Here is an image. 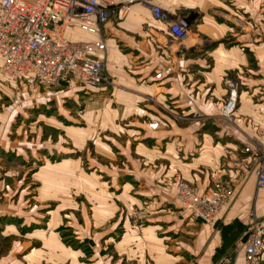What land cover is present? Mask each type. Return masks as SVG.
Here are the masks:
<instances>
[{"label":"crops","instance_id":"obj_1","mask_svg":"<svg viewBox=\"0 0 264 264\" xmlns=\"http://www.w3.org/2000/svg\"><path fill=\"white\" fill-rule=\"evenodd\" d=\"M152 2L169 17L185 11L200 12L197 30L201 37L196 33L192 44L184 45L185 50L179 52L167 25L156 20L151 10L140 3H135L123 20L110 17L102 26L100 35L106 44L105 70L118 86L107 101L102 100L101 92L96 94L95 87L88 86L91 90L85 91L88 94L86 105H90L91 110L84 116V128L74 127L72 130V149L83 145L84 139L91 138L95 150L108 157L118 156L114 164L118 163V168L113 164L101 165L87 156L94 171L81 173L80 177L84 179V185H91L92 199L87 198L85 205H80L77 195L72 196V210L81 209L85 213L88 208L92 213L85 214L84 218L85 225L90 226L109 218L120 204L145 207L152 213L147 224L150 228L143 230L152 253L151 264H175L183 255L191 256L196 264H209L212 254L222 248L221 227L217 224L231 225L239 220L246 229L243 218L247 214L264 218V188L257 184L256 163L244 150L247 144L257 146L262 141L263 45L253 48L254 52L249 56L236 44L219 42L231 33V27L220 21L216 12L220 8L228 12L237 9L250 16L255 14L257 18V12L264 11V0ZM260 18L264 22V13ZM65 35L72 41H91L99 37L80 28L77 22L66 28ZM203 38L216 43L205 48ZM259 48L263 53L259 50L256 53ZM248 64L255 66L253 72L246 68ZM243 68L249 73L238 88L234 123L230 124L216 116L228 94L222 78L227 72L237 74ZM158 73L161 74L159 78L156 77ZM20 85L29 87L27 90L37 86L45 88L29 81H22ZM14 88L13 83L0 80V147L6 152L17 147L15 154H18L23 151L19 148L20 143L14 146V140L6 136L13 109H17L9 103L13 101ZM152 121L157 122L155 128L149 126ZM96 168L111 178L110 190L98 184L101 176L96 173ZM79 170L82 168L78 161L73 160L72 174L77 175ZM178 178L196 187L203 195H208L220 178L233 180L237 190L216 223H205L189 211L180 212L183 214L178 219H172L171 207H181L175 198ZM162 207L167 212L161 211ZM120 222L124 230L118 246L126 240L125 236H130L126 231L127 222L123 219ZM11 226L13 224L4 227V231ZM75 228L80 231L82 225ZM244 231L230 244L223 261L243 264V256L233 248ZM183 235L192 238L184 240ZM132 236L136 238L134 232ZM123 245L124 252L126 248L136 249L134 245ZM122 256L125 262H133L128 260L126 253ZM262 260L264 263V253ZM223 261L220 258L215 264ZM137 262L147 263L144 259ZM0 264L3 263L0 261ZM105 264H110V260Z\"/></svg>","mask_w":264,"mask_h":264},{"label":"rangeland","instance_id":"obj_2","mask_svg":"<svg viewBox=\"0 0 264 264\" xmlns=\"http://www.w3.org/2000/svg\"><path fill=\"white\" fill-rule=\"evenodd\" d=\"M135 3H140L150 10L152 6L158 7L164 15L169 17L152 0H136L132 6ZM217 10V18L231 27V33L219 42L236 44L249 56L253 54V48L257 46L263 45L264 51V22L260 18L264 11L257 12L259 16L256 18L255 14L250 16L248 12L236 11L237 9L230 12L223 11L221 8ZM201 15L197 11H185L169 17L172 21L184 19L189 28L186 38L175 45L179 52L185 50L184 45L192 44L194 35L199 34L197 25L201 21ZM125 17L115 19L123 20ZM198 36L201 37L200 34ZM202 40L205 48L214 46L216 43L205 38ZM249 47L252 49L250 50ZM257 50L263 53L262 48L256 49V53ZM252 67L255 66L250 64L246 66L253 72ZM238 71L237 74L243 78L231 72H227L222 78L227 90L230 85L235 86L237 94L238 88L249 73L244 68ZM104 75L107 76L106 79L93 87L98 90L96 94L101 92L102 100L107 101L113 97L114 89L118 84L106 70ZM20 82L22 81L10 82L16 88L13 90V101L9 103L17 106V109H13L14 114L6 130V136L14 140V146L20 143L19 148L23 151L15 154L17 147L11 151L12 153L3 151L0 147L2 166L0 170V261L3 264H105L110 260V264H138L137 261L144 259L146 264H151L149 258L151 259L152 253L149 250V243L143 237V230L150 228L147 224L152 213L145 207L137 204H120L118 210L109 218L101 219L90 226L85 225L84 218L85 214L92 213L88 208L85 213L81 209L72 210V196L77 195L76 200L80 205H85V199H92L91 185L89 187L87 184L84 185L85 181L80 177L81 173L94 171L86 157L94 158L101 165L106 166L114 165L118 158V156L108 157L95 150L91 138L84 139L83 145L72 149L74 147L72 130L74 127L84 128V116L88 110H91L90 105H86L88 94L85 92L90 91L91 86L67 80L56 86L45 88L37 86L35 89L27 90L29 87H21ZM90 95L91 93L89 97ZM216 116L221 118L219 114ZM226 122L233 124L234 120ZM4 139L3 137V142ZM246 153L249 154V152ZM73 160L78 161V166L82 168L77 175L72 174ZM117 165L118 163L114 165V168H118ZM96 173L101 176L98 184H101L105 190H110L111 178L99 168H96ZM222 179L226 178L218 180ZM16 181H18L17 184H15ZM86 187L88 189L84 190ZM175 198L180 203L177 191ZM86 205L90 207V204ZM180 206L179 208L171 207L172 219H178L183 214L180 212H186L181 203ZM161 211L167 212L165 207H162ZM122 219L127 222L126 231L130 233V236H125L126 240L118 246V240L122 237L124 230V225L120 222ZM218 219L214 222L216 223ZM9 224L13 226L4 231V227ZM80 225L82 229L77 231L78 228L75 226ZM217 225L221 227L222 248L212 254L209 264H215L220 258L223 261L224 254L230 249V244L235 242L243 230H246L239 220L233 221L231 225L222 223ZM162 228L160 227L159 230ZM109 230H113L112 233H107ZM133 232L136 238L132 236ZM183 237L184 240L192 238L189 235H183ZM137 243L140 246H136ZM123 244L134 245L136 249L126 248L124 252ZM233 250L237 251L235 248ZM125 253L129 255L128 260L133 262L128 263L123 260L122 255ZM227 263L229 264V261H223L220 264ZM175 264L196 263L191 256L183 255Z\"/></svg>","mask_w":264,"mask_h":264},{"label":"built area","instance_id":"obj_3","mask_svg":"<svg viewBox=\"0 0 264 264\" xmlns=\"http://www.w3.org/2000/svg\"><path fill=\"white\" fill-rule=\"evenodd\" d=\"M136 0H0V80L29 81L44 87L74 80L84 86H97L106 79L103 55L106 51L102 26L110 17L121 19ZM154 18L167 25L175 43L189 33L184 19L172 21L152 6ZM77 22L83 30L99 35L91 41H72L66 28ZM160 73L156 77H160ZM236 87L230 85L218 114L234 120ZM156 121L149 123L155 128ZM260 145L244 147L257 167L254 172L264 187V125ZM177 197L186 211L205 223H212L228 208L237 186L231 179L217 180L208 195L181 178L177 179ZM246 230L235 249L242 253L243 264H264V218L254 213L244 216Z\"/></svg>","mask_w":264,"mask_h":264}]
</instances>
